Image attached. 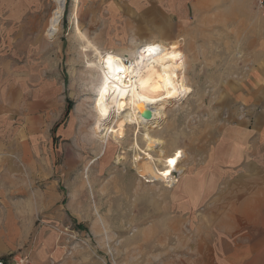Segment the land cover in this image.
I'll list each match as a JSON object with an SVG mask.
<instances>
[{
  "label": "rangeland",
  "instance_id": "1",
  "mask_svg": "<svg viewBox=\"0 0 264 264\" xmlns=\"http://www.w3.org/2000/svg\"><path fill=\"white\" fill-rule=\"evenodd\" d=\"M250 2L254 10L247 11L246 17L253 13L259 23L264 14L254 0H225L210 3L208 13L190 11L185 18L193 22L205 17L219 27H170L166 16L159 28H121V35L126 32L133 37L130 42H114L109 38L113 28H103L105 19L98 21L100 27L95 26L97 21L88 24L84 18L89 13L80 10L78 0H66L57 28L48 20L53 0L23 1L26 12L18 21L23 28L15 42L5 46L16 53L19 66L32 70L30 79L47 78L50 93L59 89V101L63 97L65 107L71 104L57 138L53 134L58 164L65 168L58 188L61 218L49 222L48 235L43 236L45 247L35 253L34 261L28 252L26 264H188L198 254L191 246L202 233L200 213L207 208L202 207L200 184L208 180V173L214 178L217 175L206 161L216 138L212 126L216 115L208 114L214 111L213 106L209 110V102L217 99L220 82L233 77V69L243 58L245 45L237 42L239 28L233 27V20L236 16V20L245 18L237 9ZM75 5L77 23L72 17ZM218 20H224V26ZM76 25L99 49L104 61L121 56L130 64L145 45L164 48L162 67L185 90L179 99L163 106L156 127L145 122L146 117L141 126L125 124L122 120L130 108H110L104 129L99 131L96 101L103 92L102 67L97 52ZM171 31L174 38L169 36ZM184 36L193 37V42L188 43ZM148 76L163 78L158 68L149 69ZM103 98L112 97L103 94ZM144 135L160 144L148 146ZM149 157L159 172L138 174L136 164ZM172 161L168 177L164 172ZM216 179L221 186H226L224 181L235 183L241 194L247 191L244 184L248 177L243 175L221 173ZM218 190L226 188H215L214 193Z\"/></svg>",
  "mask_w": 264,
  "mask_h": 264
},
{
  "label": "crops",
  "instance_id": "2",
  "mask_svg": "<svg viewBox=\"0 0 264 264\" xmlns=\"http://www.w3.org/2000/svg\"><path fill=\"white\" fill-rule=\"evenodd\" d=\"M23 1L0 0V260L5 264L21 252L31 253L34 261L45 247L49 222L61 218L58 188L65 172L58 164L57 139L53 141L65 117L64 98L59 101V89L50 93L47 78L30 79L32 70L19 66L16 53L5 46L15 42L23 28L18 22L26 12ZM224 1L78 0V5L89 13L87 23L97 21L100 27L98 21H107L102 26L113 28L107 33L110 41L130 42L133 36L121 35V28H159L166 16L170 27H219L205 17L193 22L185 18L190 11L208 13L210 3ZM76 8L72 17L77 23ZM237 10L245 13L244 19L233 20V27L239 28L237 42L245 45L239 60L244 66L239 62L233 77L220 82L217 99L209 102L214 111L208 114L216 115V138L206 161L217 175L248 177L247 191L241 194L231 181L221 186L217 175L208 173L200 184L202 207H207L200 213L203 234L191 246L198 254L188 264H264V15L259 23L253 13L247 18L246 12L254 10L251 2ZM218 21L224 26V20ZM169 36L174 38L172 31ZM187 40L192 43L193 37ZM215 188L226 190L214 193Z\"/></svg>",
  "mask_w": 264,
  "mask_h": 264
},
{
  "label": "bare ground",
  "instance_id": "3",
  "mask_svg": "<svg viewBox=\"0 0 264 264\" xmlns=\"http://www.w3.org/2000/svg\"><path fill=\"white\" fill-rule=\"evenodd\" d=\"M53 1L54 5L48 20L52 28H57L60 25L66 0ZM74 8L72 14H74ZM78 32L80 33L79 30ZM80 34L97 52L98 63L102 67L101 72L104 82L102 88L104 93L102 92V95L96 101V108L100 116L98 119L100 122L98 123L99 131L104 129L103 124L110 115V108H116L119 111L129 107L130 111L128 110L129 112L123 117L122 121L125 124H135L136 126L142 123V118L145 119L146 111L150 110L151 118H146V121H144L147 123L151 121L156 127L163 116L161 111L163 106L171 100L179 99L185 90L182 85L168 77L162 67L164 48L152 43L145 45L140 50L138 49L139 51L137 50L136 59L130 64L124 63L121 56H110L104 61L99 49L91 44L86 36L82 33ZM154 68H158L160 74H163L161 80L149 78L148 70ZM103 94L105 96L110 95L112 98L104 99ZM105 100L107 102L104 104ZM150 105H153L154 108H150ZM156 106H159V108ZM144 138L148 140L147 145L150 147L155 148L156 145L160 144L158 140L150 135H144ZM173 161L164 172L168 177L171 176ZM136 169L140 175H150L153 172H159L150 157L144 163L136 164Z\"/></svg>",
  "mask_w": 264,
  "mask_h": 264
},
{
  "label": "built area",
  "instance_id": "4",
  "mask_svg": "<svg viewBox=\"0 0 264 264\" xmlns=\"http://www.w3.org/2000/svg\"><path fill=\"white\" fill-rule=\"evenodd\" d=\"M255 4L257 9L264 12V0H255ZM126 62V60H123ZM29 261V255L27 252L16 253L12 256L9 264H26ZM0 264H5L2 260H0Z\"/></svg>",
  "mask_w": 264,
  "mask_h": 264
},
{
  "label": "trees",
  "instance_id": "5",
  "mask_svg": "<svg viewBox=\"0 0 264 264\" xmlns=\"http://www.w3.org/2000/svg\"><path fill=\"white\" fill-rule=\"evenodd\" d=\"M70 109H71V104L68 102V103L66 104V107H65V115H64L65 117L68 115ZM56 126H57V125H55L54 128H53V132H55V130H56ZM53 141L55 142V136H53ZM79 226H80V225H79Z\"/></svg>",
  "mask_w": 264,
  "mask_h": 264
},
{
  "label": "water",
  "instance_id": "6",
  "mask_svg": "<svg viewBox=\"0 0 264 264\" xmlns=\"http://www.w3.org/2000/svg\"><path fill=\"white\" fill-rule=\"evenodd\" d=\"M145 117L146 118H150L151 117V111L150 110H147L146 113H145Z\"/></svg>",
  "mask_w": 264,
  "mask_h": 264
}]
</instances>
